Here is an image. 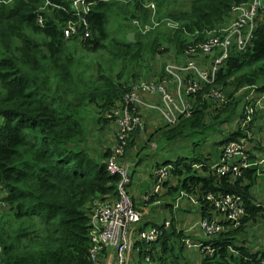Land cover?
<instances>
[{"label": "trees", "instance_id": "16d2710c", "mask_svg": "<svg viewBox=\"0 0 264 264\" xmlns=\"http://www.w3.org/2000/svg\"><path fill=\"white\" fill-rule=\"evenodd\" d=\"M47 1L61 7L50 5L44 10ZM152 1L161 8L160 14L179 22L180 27H158L146 34L134 29V43L127 37H112L107 30V10L112 4L110 0H98L88 21L93 36L81 40V44L77 35L67 38L64 34L70 21H78L72 18L67 0L0 1V202L4 204L0 210V264H102L107 252L116 256L114 247L105 249L98 262L91 254L93 215L116 198L123 180L122 174L107 169L108 161L114 158L127 165L138 154L137 161L141 162L150 144L164 142L167 147L181 138L192 142L190 153L156 163L154 171L162 166L169 171L159 193L130 194L132 177L126 191L136 209L135 201L139 200L147 206L162 203L173 210L186 193L187 201L197 205L201 218H217L225 228L209 237L203 231L202 238L196 239L176 224L175 212L171 226L166 228L165 220L147 223L143 217L132 240L136 264H177L168 257L172 234L179 237L181 250L188 247V239L215 248L212 256L199 252L196 264H261L264 251L253 252L243 240L264 219V200L257 203V189L264 195L262 168L255 165L235 178L221 175L212 167L215 152L204 154L200 148L203 142L191 139L237 118V126L220 143L238 141L250 131L253 140L261 138L258 148L264 152L262 112H256L246 128L238 123L248 88L264 90V9L257 15L247 49L234 50L215 81L205 83L194 94L190 115H180L175 124L164 121L154 130H120V145L114 150L102 149L99 156L90 149L89 133L82 121L87 109L95 111L96 123L118 120L127 104L124 96L133 85L150 73L162 75L153 65L145 69L144 65L155 64L172 51L180 55L190 39H203L206 31L233 17V7L252 0H186L187 7L173 11L168 4L177 0H135L138 13L132 11L134 18L127 16V20L147 21L151 12L143 5ZM39 17L43 18L42 26ZM84 29L80 27V34ZM70 45L97 58L108 49L109 71L101 63L82 68L74 62L78 58L69 52ZM144 56L149 57L147 63ZM218 90L230 98L227 104L220 105L210 97ZM130 107L136 111L133 105ZM117 148L123 153L119 154ZM209 194H236L245 201L246 215L237 227H229L214 201L208 199ZM149 226L161 229L157 241L142 239L140 231ZM126 256L129 259V252Z\"/></svg>", "mask_w": 264, "mask_h": 264}, {"label": "built area", "instance_id": "2783aa9c", "mask_svg": "<svg viewBox=\"0 0 264 264\" xmlns=\"http://www.w3.org/2000/svg\"><path fill=\"white\" fill-rule=\"evenodd\" d=\"M85 2L87 0H71ZM93 3H98L96 0H90ZM154 2L145 4L150 7ZM261 9H264V0H252L247 3H242L233 7V17L228 20L222 30L208 31L206 37L201 40L196 37L190 39L186 50L173 60L179 59L178 63H167L165 71L174 73L178 80L174 84V94H179V100L172 97L168 88L169 81L166 78L155 77L154 80L142 81L134 84L129 93L125 96L127 104L122 110L129 109L131 105L134 109L141 99L138 92L145 91L148 93H156L160 96L161 107H156L164 115L166 122L175 124L180 115H190L192 110V102H195L194 94L199 92L205 83L211 84L215 81L218 71L224 62L230 57L234 50H245L249 46L252 33L255 28V20ZM78 21H70L64 30L67 38L77 35L79 39L85 40L92 36V29L87 20L76 17ZM156 11H153L150 22H141L138 19H133L136 22L135 29L146 34L150 31L145 30L144 25H150L151 30L161 25L156 20ZM39 24L43 25V18L39 17ZM80 25V26H79ZM171 29L178 28V24L169 22ZM84 26V33L80 34V27ZM198 34V33H196ZM195 34V35H196ZM182 71V72H181ZM187 72V76L183 74ZM168 73V72H167ZM165 74V73H164ZM169 74V73H168ZM170 75V74H169ZM171 76V75H170ZM167 89V90H166ZM243 89L241 90V92ZM211 98L216 99L220 105L227 104L230 98L217 91L211 93ZM261 111L264 119V90L260 87L251 86L244 95L241 101V108L238 116V123L242 128L253 121L256 112ZM126 122V121H125ZM237 122V121H236ZM253 135L249 131L247 136L240 138L238 141L228 143L222 148L221 156L212 167L221 175H228L232 178L242 176L244 171L250 167L258 165L264 172V152L259 150V141L253 140ZM264 146V142L262 144ZM119 154L123 153L121 148L116 149ZM200 167V165H197ZM107 169L111 172L122 174L123 180L119 184L118 194L111 202L103 205L96 211L92 218V249L91 254L93 259L98 262V257L102 255L105 249L114 247L116 256L109 264H127L126 253L129 252L131 245V236L139 223L143 220L144 214L135 208L133 199L126 191V185L131 180L132 167L117 162L114 158L108 161ZM169 175L168 167L162 166L154 171V187L151 195L159 193L162 188L164 179ZM183 197H188L186 193H182ZM208 199L214 201L215 207L223 214L229 227H237L241 223L245 213V201L236 194H226L225 196L216 197L213 194L208 195ZM193 203H196L192 197ZM226 222V223H227ZM164 227L171 225V220L163 222ZM201 231H204V236H213L224 230V225L216 218L211 221L207 218H202L199 222ZM162 231L157 226H149L144 231H141V237L146 242L157 241ZM189 248H195L201 253L214 255L215 248L212 245L196 243L192 240H185ZM261 264H264V257L261 259Z\"/></svg>", "mask_w": 264, "mask_h": 264}, {"label": "rangeland", "instance_id": "374dc122", "mask_svg": "<svg viewBox=\"0 0 264 264\" xmlns=\"http://www.w3.org/2000/svg\"><path fill=\"white\" fill-rule=\"evenodd\" d=\"M185 1L186 0H177L176 2H169L168 5L170 6L171 11H173L176 8L187 7L188 2ZM152 2H154V4H151L150 7L143 5L144 8H147L151 12L148 17V20L145 21V23L150 22V18L153 11H156V17H157L156 20L161 25L157 26L155 29H157L158 27L170 28L169 26L171 25H169V22L171 21L177 23L178 27H180L179 22L172 20L165 14H160L159 10L161 8L157 4V2L155 1ZM110 3L112 4V6L107 10V14H108L107 30L109 31L112 37L125 39L123 37H127L128 34L134 32L135 29L134 27L136 25V22L130 20L134 18L132 11H134L135 14L138 13L137 9L135 8V0H131L130 2L129 1L127 2L125 0H110ZM50 5L54 8L61 7L60 5L57 6L56 4L47 1L46 5L44 6V10ZM67 5L69 6V11L71 13L72 18L80 17L84 20L89 21V16L93 12V10L97 7L98 3H93L90 0H87L85 2L67 0ZM168 5H165V7H168ZM130 11L131 13H129ZM127 16L130 19L127 20L126 18ZM225 25L226 24L216 27V31L222 30L225 27ZM144 27L145 30L152 31L150 25L146 24L144 25ZM207 32L208 31L202 34L204 38L206 37ZM92 36H93V32H92ZM135 41H136V36H135V40L131 42L134 43ZM78 42L81 44V39H79ZM68 49L70 53H74L76 58H78L75 59L74 62L79 63L82 68L87 66L95 67L96 65L101 63V67L104 68L106 71H109V66L111 64V54L108 51V49H104L102 53L99 54V58H102L101 60L95 57L94 54H88L85 50L77 49L75 46L70 45ZM76 49L78 50L77 53L74 52ZM173 57L174 58L177 57L175 56L174 51H172L171 53L164 54L160 57V61H156V62L154 61L155 64L148 63L144 65V69L148 65H153V67H155L157 71L159 70L162 71L163 75L160 78H166V80L169 81L168 88L171 90V92L168 91V93L172 97L179 100L178 92L177 94L172 93L174 92L173 90L174 84H177V88H178L179 79L174 73L167 71L171 75L170 76L165 71V65L167 63L175 64L180 61V57L179 59L176 60H173L174 59ZM148 61H149V57L147 58L145 57L144 62L147 63ZM79 67L80 66L78 65V68ZM92 73H94L95 75L96 72H92ZM183 74L187 76V72H183ZM148 77H155V76H152V74L150 73ZM148 77L144 76L142 77V79L144 81L156 79V78H148ZM138 95L139 98L141 99V103L137 105L136 111H132L130 113L129 109L121 110L120 117L118 120L115 121L114 119H111V121L106 124L96 123L95 122L96 119H94V117H96L95 111L89 109L86 110L84 115L85 117L82 119V121L89 133L88 139H89L90 149L91 151L94 152L95 155L99 156L101 150L104 148H111L112 150H114L115 147L120 145L118 143L121 140L120 130L132 132L137 130L138 128H141V130L144 131L147 128H150L151 126L150 124L151 121L149 120H154L155 118H157V120H162L161 124L162 125L164 124L163 122L166 121V119L164 115L160 112V110L156 108V107H161L162 105L160 96L156 93H148L145 91H139ZM149 96H155V97L149 98ZM236 120L237 118L231 121L224 122L223 124L216 125L214 129L194 135L191 140H193L195 143L203 142L200 146V148L203 149V153L208 154L210 153L209 151H214L216 156L219 147L222 149L227 144L225 143L223 145L222 143H220V141L225 140L228 137L230 131H232L237 126ZM260 140L261 138H259V144H260ZM191 143L192 142L190 140H185L184 138H181L179 142L170 144L167 147L164 146V142L161 143L159 142L158 145L156 146L154 144H150V146L146 149L145 153L141 155L142 161L139 162V164H137L136 171L132 176V180L130 184L128 185L130 194L136 195V194L152 193L153 178L151 179L150 174L151 172H154L156 163L157 162L163 163L165 162V160L168 159H176L178 155L187 156V154L190 153ZM137 203L138 201H136V204ZM3 206L4 204L0 202V210L2 209ZM140 209L139 210L143 213L142 210H145V207H141ZM197 209H198L197 207L196 208L187 207L184 208L180 214L178 213L179 215L178 218L183 220V225L179 224L180 227H185V222L189 220L190 217L192 218L195 216V212ZM201 219L202 218L199 217L198 219L199 222ZM199 222L197 224L198 226H199ZM138 231L139 230L137 227L133 233L131 244L132 242H134L132 240L136 238V233ZM196 231L199 232L200 235L203 233L198 228L196 229ZM197 232L191 230V232L188 233L193 238H196ZM178 239L179 237L177 235L175 234L171 235V238L169 240L170 250L168 257L170 259H173L174 261H178L177 264H194L195 263L194 260L198 262L200 258L199 251L196 250L195 248H189V247H186L183 250H181L180 242L178 241ZM243 241L250 248L252 246H260L261 248H264V219H261V221L258 223V226L255 227L253 231H248V236H246Z\"/></svg>", "mask_w": 264, "mask_h": 264}, {"label": "crops", "instance_id": "0c3cea01", "mask_svg": "<svg viewBox=\"0 0 264 264\" xmlns=\"http://www.w3.org/2000/svg\"><path fill=\"white\" fill-rule=\"evenodd\" d=\"M151 97H155V96H149V98ZM151 121V126L150 128L152 130L156 129L157 127H159V124H161V121L162 120H157V118H155L154 120H149ZM155 127V128H154ZM220 147H219V150L216 154V156H214L213 158H211L212 162H217L219 157H220ZM138 154L135 158L134 161L130 162L129 166L133 167V174L135 173L136 171V167H137V164L139 163L137 161L138 159ZM263 168V167H262ZM152 173L151 172V179H152ZM132 174V176H133ZM257 197H258V201H262L264 200V195H261V191L259 189H257ZM136 201H139V200H136ZM135 201V202H136ZM136 206L140 209L141 207H145V210H142L144 212V220L145 222L147 223H151V222H162L164 220H172V218H174L173 214L175 212V221H176V224H182L183 225V220L178 218V213L180 214L184 208H187V207H193V208H196L197 205H192L191 203H189L187 201V199H182V201L180 202V205L176 208H174L173 210H171V208H165L164 207V204L160 203V204H156V205H150V206H147V205H144L142 203H137ZM141 210V209H140ZM201 212L199 211V209L196 210L195 212V216L194 217H190L189 220H187L185 222V227H180L181 230H184L186 231L187 233L188 232H191V230H194V232H197L196 229H200V227L197 225L198 222H199V217H202L201 215ZM178 218V219H177ZM201 230V229H200ZM197 236H196V239H199V238H202V235H200L199 232L196 233ZM132 239V237H131ZM135 242H133L131 245H130V249H129V264H136L137 261H135L137 258V253L133 252V245H134ZM249 247V246H248ZM251 249H253V252H258V251H264V248H261L260 246H252ZM114 258V254L112 253H106L105 255H103V262L102 264H109V262ZM197 263V262H196ZM195 263V264H196Z\"/></svg>", "mask_w": 264, "mask_h": 264}, {"label": "water", "instance_id": "95a60500", "mask_svg": "<svg viewBox=\"0 0 264 264\" xmlns=\"http://www.w3.org/2000/svg\"><path fill=\"white\" fill-rule=\"evenodd\" d=\"M135 36H136L135 32H131V33L128 34L127 39L129 41H134L135 40Z\"/></svg>", "mask_w": 264, "mask_h": 264}, {"label": "clouds", "instance_id": "9594fccd", "mask_svg": "<svg viewBox=\"0 0 264 264\" xmlns=\"http://www.w3.org/2000/svg\"><path fill=\"white\" fill-rule=\"evenodd\" d=\"M237 121V120H236ZM222 152V151H221ZM220 156H221V154H220ZM132 174H133V167H132V171H131V177H132ZM150 195H151V193H150ZM257 203H261L260 201H257Z\"/></svg>", "mask_w": 264, "mask_h": 264}]
</instances>
